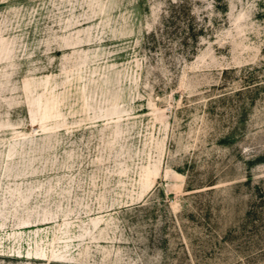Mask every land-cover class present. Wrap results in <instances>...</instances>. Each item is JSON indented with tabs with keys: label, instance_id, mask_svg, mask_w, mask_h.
<instances>
[{
	"label": "rangeland",
	"instance_id": "obj_1",
	"mask_svg": "<svg viewBox=\"0 0 264 264\" xmlns=\"http://www.w3.org/2000/svg\"><path fill=\"white\" fill-rule=\"evenodd\" d=\"M0 264H264V0H0Z\"/></svg>",
	"mask_w": 264,
	"mask_h": 264
}]
</instances>
